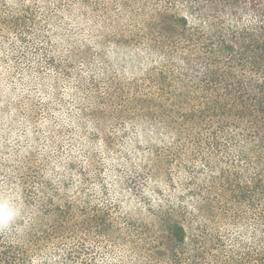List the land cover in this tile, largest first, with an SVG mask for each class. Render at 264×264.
<instances>
[{"label": "trees", "instance_id": "obj_1", "mask_svg": "<svg viewBox=\"0 0 264 264\" xmlns=\"http://www.w3.org/2000/svg\"><path fill=\"white\" fill-rule=\"evenodd\" d=\"M68 1L73 0H0V44L10 60L36 53L29 39L48 29L47 14ZM81 1L103 6L100 0ZM185 3L198 4L204 18L218 12L220 21L247 13L253 23L230 30L218 26L217 45L188 24L189 15L164 12L158 19L167 34L162 46L175 48L190 27V37L212 41L211 58L203 57L208 69L193 73L192 80L187 70L170 71L178 81L162 93L145 87L133 97L124 90L122 145L131 168L116 169L122 184L100 178L108 171L100 168L106 155L91 142L101 143L94 133L104 110L89 104L77 121L83 125L86 111L98 118L89 132L94 137H82L96 149L80 153L87 168L78 165V179L67 176L74 165L65 159L58 169L62 189L53 191L44 175L49 160L44 157L39 166L23 153L26 161L21 157L3 182H20L14 201L22 211L11 228L0 231V264H210L204 260V244L210 241L218 242V264H264V0ZM185 59L190 65L196 58ZM164 72H157L163 83ZM91 176L98 180L94 197L80 186ZM109 187L114 196L107 195ZM126 187L132 199L123 195ZM206 211L218 213V235L211 240L202 233ZM238 218L247 222L250 243L228 229L227 220Z\"/></svg>", "mask_w": 264, "mask_h": 264}, {"label": "rangeland", "instance_id": "obj_2", "mask_svg": "<svg viewBox=\"0 0 264 264\" xmlns=\"http://www.w3.org/2000/svg\"><path fill=\"white\" fill-rule=\"evenodd\" d=\"M100 1L103 6L84 5L81 0L68 1L61 10L47 14L48 29L29 39L36 53L32 51L27 57L25 53H18L19 58L14 54L10 60L11 54L0 44V193L3 197L10 196L13 200L17 197L16 183L19 185L20 182L15 178L10 185L3 182L9 181V169L18 164L23 153L26 159L30 157L39 166L46 163L42 160L44 157L49 160L44 175L53 185V191L62 189L58 169L65 159L74 165V170L67 176L78 179L75 170L78 165L87 168L80 153L96 149L84 144L82 137L96 136L101 140L99 144L91 142L106 155L101 158L100 168L108 171L100 178L122 184L117 170L131 168L122 145L124 123L120 118V103L124 90L132 91L133 97L145 87L162 93L177 83V78L171 77L175 69L187 70L190 80L196 71L208 69L203 57H210L212 41L190 37L192 29L189 26V35L176 42L175 48L162 46L167 34L161 30L158 19L164 12L189 15L188 24L204 30L217 45L218 26L230 30L253 23L247 13L226 17L220 20L222 22L218 21V12L212 13L214 17L204 18L197 10L200 6L186 4V0H172L174 4H166L163 0H138L144 4L129 0ZM7 46L9 43L4 44ZM191 57L196 59L189 60L188 65L185 58ZM159 70L166 71L163 73L168 77L165 83L158 76ZM79 98L85 101L80 102ZM88 104L89 108L104 110L94 136L89 132H92L93 121L98 120L96 116L91 117L86 111L83 119L87 124L90 122L89 125L85 122L80 125L77 121L79 113ZM25 109L30 111L29 114ZM62 148L69 151L61 152ZM196 157L200 160L199 155ZM197 172H203L201 177L204 175L198 167ZM94 178H86L88 184L80 185L91 197L98 195V180ZM73 190L69 188L70 196ZM126 190L127 187L123 195L132 199L130 191ZM115 194L116 191L109 187L107 195ZM215 213L206 211L201 221L205 227L202 233L210 240L218 235V213ZM227 221L232 235L250 243L245 218ZM204 247V260L218 264V242H207ZM39 261H43L42 257Z\"/></svg>", "mask_w": 264, "mask_h": 264}, {"label": "clouds", "instance_id": "obj_3", "mask_svg": "<svg viewBox=\"0 0 264 264\" xmlns=\"http://www.w3.org/2000/svg\"><path fill=\"white\" fill-rule=\"evenodd\" d=\"M22 208L10 196L0 197V231L11 228L18 217Z\"/></svg>", "mask_w": 264, "mask_h": 264}]
</instances>
